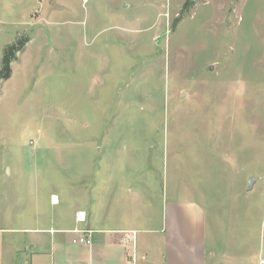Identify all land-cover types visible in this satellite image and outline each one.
<instances>
[{"label":"rangeland","instance_id":"obj_1","mask_svg":"<svg viewBox=\"0 0 264 264\" xmlns=\"http://www.w3.org/2000/svg\"><path fill=\"white\" fill-rule=\"evenodd\" d=\"M25 38L0 82V191L52 178L90 204V165L116 163L153 228L163 199L203 208L206 264L264 258V0H0V68Z\"/></svg>","mask_w":264,"mask_h":264},{"label":"crops","instance_id":"obj_2","mask_svg":"<svg viewBox=\"0 0 264 264\" xmlns=\"http://www.w3.org/2000/svg\"><path fill=\"white\" fill-rule=\"evenodd\" d=\"M115 166L90 165V204L64 197L52 178L37 195L27 182L22 195L1 190L0 264H128L133 249L135 264H206L212 254L203 208L192 200L163 199L160 225L153 228L150 198L141 189L123 195ZM77 212H85V222L75 221ZM74 229L90 232L89 247L72 243Z\"/></svg>","mask_w":264,"mask_h":264},{"label":"built area","instance_id":"obj_3","mask_svg":"<svg viewBox=\"0 0 264 264\" xmlns=\"http://www.w3.org/2000/svg\"><path fill=\"white\" fill-rule=\"evenodd\" d=\"M86 220V214L85 212H77L75 215V221L77 223H83ZM261 230L264 232V218L261 224ZM71 233L75 234L76 237L72 240L73 244L76 245H84L89 247L91 244L90 241V232H86V231H80L77 229H74L73 231H71ZM129 241V239L127 240ZM136 263V256H135V249L132 250L130 258H129V262L128 264H135ZM258 264H264V258L259 259Z\"/></svg>","mask_w":264,"mask_h":264},{"label":"trees","instance_id":"obj_4","mask_svg":"<svg viewBox=\"0 0 264 264\" xmlns=\"http://www.w3.org/2000/svg\"><path fill=\"white\" fill-rule=\"evenodd\" d=\"M27 42L28 40L25 38L5 48L1 59L0 82L6 81L10 78L11 75L10 64L14 60L15 54L23 50L24 45Z\"/></svg>","mask_w":264,"mask_h":264},{"label":"water","instance_id":"obj_5","mask_svg":"<svg viewBox=\"0 0 264 264\" xmlns=\"http://www.w3.org/2000/svg\"><path fill=\"white\" fill-rule=\"evenodd\" d=\"M252 181L249 182V185H251Z\"/></svg>","mask_w":264,"mask_h":264}]
</instances>
